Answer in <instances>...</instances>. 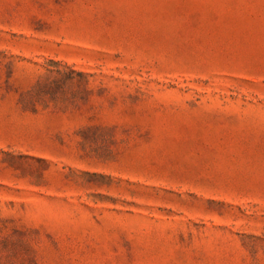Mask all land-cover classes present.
Segmentation results:
<instances>
[{
	"label": "rangeland",
	"instance_id": "374dc122",
	"mask_svg": "<svg viewBox=\"0 0 264 264\" xmlns=\"http://www.w3.org/2000/svg\"><path fill=\"white\" fill-rule=\"evenodd\" d=\"M0 264H264V0H0Z\"/></svg>",
	"mask_w": 264,
	"mask_h": 264
}]
</instances>
